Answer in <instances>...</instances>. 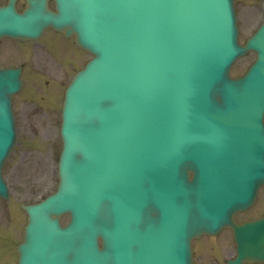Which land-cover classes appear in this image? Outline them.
<instances>
[{"label": "rangeland", "instance_id": "1", "mask_svg": "<svg viewBox=\"0 0 264 264\" xmlns=\"http://www.w3.org/2000/svg\"><path fill=\"white\" fill-rule=\"evenodd\" d=\"M49 148V144H46ZM54 149V148H53ZM22 151L21 146L16 150L14 155L15 164L13 171L16 175V178L19 182H26L24 184L18 183L13 179L11 175V167L9 166L7 177L10 183L11 192L13 200L15 202H22L29 199H32L38 196L41 192H47L54 187V180L50 179V173L46 169L48 168V163L54 156V151L51 153V148L44 150L42 152L44 156V162L42 165H39L37 169L33 172L31 166L29 165L27 158L18 157L19 153ZM5 202L0 199V207L4 208ZM15 213V215H13ZM11 218L16 219V212H11Z\"/></svg>", "mask_w": 264, "mask_h": 264}]
</instances>
